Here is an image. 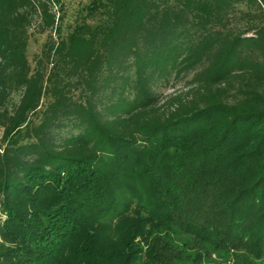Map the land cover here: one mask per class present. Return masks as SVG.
<instances>
[{"label": "trees", "instance_id": "1", "mask_svg": "<svg viewBox=\"0 0 264 264\" xmlns=\"http://www.w3.org/2000/svg\"><path fill=\"white\" fill-rule=\"evenodd\" d=\"M89 1L0 0V264H264V0Z\"/></svg>", "mask_w": 264, "mask_h": 264}, {"label": "rangeland", "instance_id": "2", "mask_svg": "<svg viewBox=\"0 0 264 264\" xmlns=\"http://www.w3.org/2000/svg\"><path fill=\"white\" fill-rule=\"evenodd\" d=\"M54 9L52 12L55 15L56 23H59L60 28V37L67 36L76 25L81 24L85 21V8L89 5V0H53ZM58 19H60L58 21ZM88 24H95L96 20L93 21L90 19L86 20ZM30 34L27 57L30 63L32 62L33 56L36 55L41 48V45L46 41L49 33L37 34L34 32V29L28 30ZM53 39L58 38V34H51ZM189 77V76H188ZM187 78H175L174 76L170 77L168 82H160L156 89V93L160 98L167 97L173 93L182 91L186 83ZM12 100L14 102L18 101V97L15 95ZM2 132L0 130V139ZM1 146V141H0ZM209 264H225L221 259H215ZM208 264V263H206ZM229 264V263H228ZM233 264V263H232Z\"/></svg>", "mask_w": 264, "mask_h": 264}, {"label": "built area", "instance_id": "3", "mask_svg": "<svg viewBox=\"0 0 264 264\" xmlns=\"http://www.w3.org/2000/svg\"><path fill=\"white\" fill-rule=\"evenodd\" d=\"M51 1H53V0H51ZM53 9H54V4H53Z\"/></svg>", "mask_w": 264, "mask_h": 264}]
</instances>
